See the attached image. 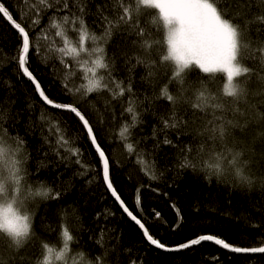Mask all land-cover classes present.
<instances>
[{
    "label": "snow or ice",
    "instance_id": "obj_1",
    "mask_svg": "<svg viewBox=\"0 0 264 264\" xmlns=\"http://www.w3.org/2000/svg\"><path fill=\"white\" fill-rule=\"evenodd\" d=\"M0 19L11 29L0 31V73L11 66L39 103L17 106L15 82L0 75V264H152L153 252L204 242L264 264V0H31L23 13L0 0ZM118 173L144 178L136 211ZM185 174L246 197L257 234L204 229L168 243L160 230L186 221L161 188ZM145 191L169 200L170 225L155 208L149 219ZM125 218L139 239L125 238Z\"/></svg>",
    "mask_w": 264,
    "mask_h": 264
},
{
    "label": "trees",
    "instance_id": "obj_2",
    "mask_svg": "<svg viewBox=\"0 0 264 264\" xmlns=\"http://www.w3.org/2000/svg\"><path fill=\"white\" fill-rule=\"evenodd\" d=\"M31 0H29L30 4ZM9 3L17 6L22 10H26L29 4L18 5L17 0H9ZM0 31L9 32L11 31L10 26L4 20L0 19ZM11 66L4 67L2 69V74H7L16 85L15 96L17 98V106L26 107V98L36 103L37 108H39L38 98L32 91L30 82L26 79L21 78L19 81L16 76L12 74L10 70ZM42 69V66H41ZM40 76H43L47 80V74L45 71H39ZM5 89H0V97L4 95ZM35 144L36 141L31 142ZM83 146L89 148L87 140L83 141ZM88 159L93 158V153L89 148ZM116 155L118 158L122 159L119 150H117ZM118 181L121 185V191L123 195L127 198L126 202L129 204L133 211L136 209L133 207V184L138 180H143V177H137L136 180L128 181L125 179L123 174L118 173ZM41 177H47L51 180V177L47 173L42 172ZM167 191L181 207V211L184 214L186 226L178 230L177 232H172L166 229L160 230V235L167 240L170 244H175L177 242H182L186 238L192 237L197 232L204 229H210L215 234H223L224 238L230 241L244 240L246 237L251 239L252 235L257 234L258 230L246 227L245 218L250 217L256 222H259L260 215L249 206V201L246 197H242L238 192H233L231 195L228 194L222 187L217 188L216 184H207L202 176H197L193 174H185L183 179L179 182V188H161V192ZM143 208L148 214L149 219L152 220L151 209L155 208L160 211L163 217L168 221L169 225L175 220V213L173 209L169 206V200L163 195H157L150 191L143 192ZM256 196H253V200ZM109 200L105 203H109ZM231 200V204L227 201ZM75 201L74 195H69L63 201L64 205H72ZM214 202V203H213ZM51 208H55V202H52ZM114 210L120 213L118 206L113 205ZM195 208H199L200 211L197 213L194 211ZM213 208L215 209L213 211ZM225 213H231V215H226ZM43 209L37 213L36 224L39 225V216L43 215ZM49 219L53 222L55 217L52 212H48ZM124 235L129 242L139 239V235L135 227L125 218L122 222ZM52 239L55 238L53 234ZM84 243H87V235H83L82 238ZM90 247V245H89ZM153 257L152 264H216L215 261L207 259V257H212L218 255L220 258V264H248L247 259L242 254L229 253L226 250L221 249L219 246L213 243H203L198 247H194L190 250L179 253H152Z\"/></svg>",
    "mask_w": 264,
    "mask_h": 264
},
{
    "label": "water",
    "instance_id": "obj_3",
    "mask_svg": "<svg viewBox=\"0 0 264 264\" xmlns=\"http://www.w3.org/2000/svg\"><path fill=\"white\" fill-rule=\"evenodd\" d=\"M204 243H212V242H204ZM195 247H198V246H195Z\"/></svg>",
    "mask_w": 264,
    "mask_h": 264
}]
</instances>
